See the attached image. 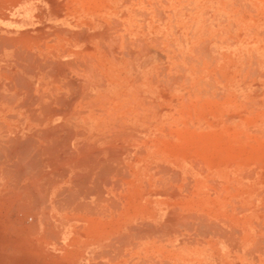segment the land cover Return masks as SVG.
<instances>
[{
    "label": "rangeland",
    "instance_id": "1",
    "mask_svg": "<svg viewBox=\"0 0 264 264\" xmlns=\"http://www.w3.org/2000/svg\"><path fill=\"white\" fill-rule=\"evenodd\" d=\"M52 12L40 20L52 23L47 37L34 38L76 31L62 37L79 53L64 58L100 69L112 96L103 131L120 165L87 197L79 188L70 202L66 192L76 206L64 209L73 221L57 238L38 177L0 176V264H264V0H55ZM127 211L163 231L137 250L116 233L106 251L94 248Z\"/></svg>",
    "mask_w": 264,
    "mask_h": 264
},
{
    "label": "bare ground",
    "instance_id": "2",
    "mask_svg": "<svg viewBox=\"0 0 264 264\" xmlns=\"http://www.w3.org/2000/svg\"><path fill=\"white\" fill-rule=\"evenodd\" d=\"M30 23L34 25L36 20L32 19ZM42 32L24 33L23 37H19L22 41L18 42L0 33V45L2 46L1 42H4V47H0V52L5 54L0 59V153L4 155L9 152L12 155L10 159L16 158V161L11 163L10 159L4 156L6 161L0 162V176L5 181L4 176L14 174L10 171L12 169L22 173L29 171L32 176L35 177L36 175L38 177L35 183H42L43 190L48 194H44V196L47 195L49 201V203L48 201L46 203H48V208L50 207L49 214L53 223L52 229H54L53 232H55L57 238L58 233L55 230H59L60 227L64 228V226L71 227L70 224L73 221V217H69L64 209L73 207L71 208L73 211L76 206V202L68 203V201H65L66 192H69L67 197L71 193L70 202L71 200L74 202V192L79 191V188L81 190L86 189L85 198L89 195L87 194L88 189L91 191V185L95 182L102 180L103 186L111 184V177L119 169L120 164L116 163V160L118 154L122 151L119 148L115 150V147L118 146H114L103 131L105 110L109 108L112 96L107 92V85L104 84V80L99 77L100 69L85 61L88 58L86 56H84V60L64 58L66 55L71 56V54L76 55L79 53L70 48L66 38L62 37L67 36L68 33L71 34V32V36L74 37L76 31L73 32L70 28L60 25L53 27L50 32L54 35L53 37L58 35L59 37L56 36L58 40L53 38V41L47 42H41L40 39L38 41L37 38H34L35 34H39L40 38L45 37L46 34H42ZM77 34L79 35L80 32H77ZM85 37H89V35L83 38ZM5 40H7V43H5ZM8 40H11L10 43H8ZM83 41L85 40L83 39ZM49 42H52L54 46L59 45L62 50L52 52V46L49 45ZM5 44L8 46H5ZM86 48L91 49L89 46H86ZM112 58L114 57L112 56ZM74 74L76 77H72ZM119 124L121 125V122ZM120 128L122 127L120 126ZM129 129L134 130L131 127ZM115 138L117 139V136ZM117 149H119L118 153ZM13 179L15 180L16 176ZM100 183L96 184L98 189ZM62 184L67 187L62 189ZM28 189L30 190V188ZM31 189L34 190L37 187L35 188L33 184ZM38 189H41V187ZM43 190L41 189L42 192ZM27 193L31 192L28 191ZM30 199L33 200V197ZM97 200L96 198V202H98ZM84 207L87 208L86 216H90L89 213H92L90 210L92 208L91 204L87 203ZM81 209L83 210V208ZM94 210L96 209L94 208ZM129 213L127 211L117 214L120 217L118 229L111 227V231L106 232L107 235L94 242L92 246L106 251L111 244L104 245V240L111 233H116L112 235H115L116 242L120 243L121 248L132 251L137 248V242L135 241L146 240L150 237H148L149 234L155 235L153 233L163 231L162 229L159 231L157 228V231H155L154 228L150 230L142 227V223L137 225L134 223L137 214L129 215ZM111 218L110 224L114 220V214Z\"/></svg>",
    "mask_w": 264,
    "mask_h": 264
},
{
    "label": "crops",
    "instance_id": "3",
    "mask_svg": "<svg viewBox=\"0 0 264 264\" xmlns=\"http://www.w3.org/2000/svg\"><path fill=\"white\" fill-rule=\"evenodd\" d=\"M54 6L55 0H0V33L18 42L22 41L19 37H23L24 33L47 31L48 27L52 26V23L48 21L41 23V21L44 18L50 20V16L53 15L52 9ZM25 9H28L32 13L36 24L32 25L25 20ZM6 41L5 43H7ZM10 41L8 40V43ZM3 43L1 42L2 46L0 45V47H4ZM5 46L8 45L5 44ZM4 55L0 52V59Z\"/></svg>",
    "mask_w": 264,
    "mask_h": 264
}]
</instances>
